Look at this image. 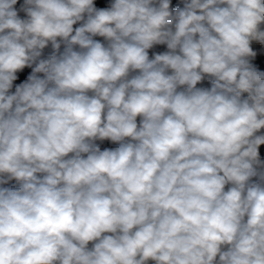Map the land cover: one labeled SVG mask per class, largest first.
<instances>
[{"label":"clouds","instance_id":"1","mask_svg":"<svg viewBox=\"0 0 264 264\" xmlns=\"http://www.w3.org/2000/svg\"><path fill=\"white\" fill-rule=\"evenodd\" d=\"M0 264H264V0H0Z\"/></svg>","mask_w":264,"mask_h":264},{"label":"trees","instance_id":"2","mask_svg":"<svg viewBox=\"0 0 264 264\" xmlns=\"http://www.w3.org/2000/svg\"><path fill=\"white\" fill-rule=\"evenodd\" d=\"M174 2H175V0H174ZM117 145L116 144H113L112 142H110L109 141V144H108V148H114V147H116ZM15 183V181H12V182H10L8 185H3L4 187H9V186H11L12 184H14Z\"/></svg>","mask_w":264,"mask_h":264},{"label":"crops","instance_id":"3","mask_svg":"<svg viewBox=\"0 0 264 264\" xmlns=\"http://www.w3.org/2000/svg\"><path fill=\"white\" fill-rule=\"evenodd\" d=\"M21 79H23V77H21ZM97 143H100L101 145V148H108V144H109V141H104V142H97Z\"/></svg>","mask_w":264,"mask_h":264},{"label":"rangeland","instance_id":"4","mask_svg":"<svg viewBox=\"0 0 264 264\" xmlns=\"http://www.w3.org/2000/svg\"><path fill=\"white\" fill-rule=\"evenodd\" d=\"M161 48H162V46H157V49L156 50H161Z\"/></svg>","mask_w":264,"mask_h":264}]
</instances>
